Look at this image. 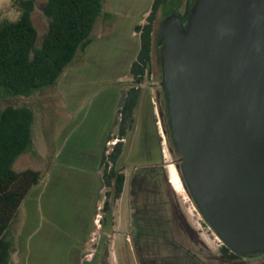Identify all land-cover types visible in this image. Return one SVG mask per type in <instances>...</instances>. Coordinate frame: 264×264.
I'll return each instance as SVG.
<instances>
[{
	"label": "rangeland",
	"instance_id": "rangeland-1",
	"mask_svg": "<svg viewBox=\"0 0 264 264\" xmlns=\"http://www.w3.org/2000/svg\"><path fill=\"white\" fill-rule=\"evenodd\" d=\"M188 1L181 0V4L175 0L169 1L156 15V31L167 15L176 14L185 18ZM152 2L103 0L104 10L91 33L92 45L87 63L77 70L74 59L65 69L71 80L65 82L64 77L60 84L36 90L28 97H7L0 101V109L8 105H25L33 111L32 143L14 163V171L39 170L44 178L53 162L56 145L68 134L71 125L75 126L85 114L83 125L93 130L112 117L107 100L109 92L118 89L119 85L126 91L132 81L129 70L125 68L126 61L134 54L136 41L129 39L131 32L128 28L133 22L139 25L146 22ZM44 4L45 0H37L32 13V22L38 33L36 47L41 45L48 29V20L43 14ZM106 11L110 13L104 16L103 12ZM17 16L12 0H0V19L15 20ZM103 19L105 21L102 23ZM102 26L105 31L101 36L99 32ZM112 31L115 34L108 36ZM132 37L139 38V34L133 33ZM116 74H121L119 80L115 81L119 85L103 83ZM160 82L159 50L155 46L150 68L139 86L140 108L146 106L152 113L151 125L158 134L162 163L156 167L138 164L144 161L143 157L136 155L141 153L142 131H132L122 141L123 151L117 169L125 176L124 192L121 199L111 204L108 212H104L102 208L107 189L103 180L100 182L91 217V234L82 248L84 264H262L264 253L235 260L222 258L220 248L223 243L203 219L185 186L182 184L181 192L171 186L168 165L175 166L179 157L173 152L164 131ZM64 84H67L66 92L62 88ZM77 98L79 102L82 101L78 110L82 114L78 120H72L71 110L76 109L73 101ZM119 110L120 107L117 122ZM139 115L138 110V121ZM117 135L116 127L105 144L102 167L115 145L113 143L119 140ZM86 138L91 140L92 136ZM16 226L11 227L13 233Z\"/></svg>",
	"mask_w": 264,
	"mask_h": 264
},
{
	"label": "water",
	"instance_id": "water-1",
	"mask_svg": "<svg viewBox=\"0 0 264 264\" xmlns=\"http://www.w3.org/2000/svg\"><path fill=\"white\" fill-rule=\"evenodd\" d=\"M155 46L182 184L230 252L264 253V0H195Z\"/></svg>",
	"mask_w": 264,
	"mask_h": 264
},
{
	"label": "trees",
	"instance_id": "trees-1",
	"mask_svg": "<svg viewBox=\"0 0 264 264\" xmlns=\"http://www.w3.org/2000/svg\"><path fill=\"white\" fill-rule=\"evenodd\" d=\"M36 1L12 0L17 18L0 19V101L7 97H28L36 90L55 86L77 53L91 44V33L103 11V0H45L43 14L48 20V29L41 45L36 47L38 33L32 22ZM169 1L153 0L146 22L134 27V32L139 34L140 48L130 65L132 81L119 110V140L102 167L101 177L107 189L104 212L119 200L123 191L125 176L117 169L123 151L122 141L133 129L139 86L151 65L156 15ZM175 1L181 4V0ZM194 2L188 1L186 11ZM182 19L185 21L186 16ZM33 120V111L25 105H8L0 109V264H11L14 251L11 227L15 216L29 191L43 177L41 172L32 169L20 172L13 169L18 157L26 153L32 143ZM163 120L164 131L172 147L164 110ZM220 256L230 260L239 258L224 245L220 248Z\"/></svg>",
	"mask_w": 264,
	"mask_h": 264
},
{
	"label": "crops",
	"instance_id": "crops-1",
	"mask_svg": "<svg viewBox=\"0 0 264 264\" xmlns=\"http://www.w3.org/2000/svg\"><path fill=\"white\" fill-rule=\"evenodd\" d=\"M108 12H103L104 16H107ZM104 21L103 19L102 23ZM133 23L128 28L129 33L131 32L129 39L136 41V49L126 61L127 71L136 59L140 48L139 38L132 37V34H135L134 27L138 25ZM104 31L102 26L99 35L102 36ZM114 34L112 31L108 36ZM91 45L75 56L77 70L87 63ZM104 53L109 54L107 51ZM120 76L121 74L110 76L103 83L106 81L108 84H118L116 80H119ZM62 78L68 82L72 77L65 70L57 84H60L59 81ZM66 85L62 86L64 92L67 89ZM121 86L109 92L107 100L110 103L112 117L108 118L106 123L93 130L84 127V114L79 123L68 128V134L65 133L66 135L56 145L53 162L45 172L46 176L42 177L40 183L29 191L18 208L14 221L17 226L14 233L12 232L14 251L11 255V264H84L82 248L91 234V217L102 181L100 168L105 144L111 132L117 127V110L121 107L127 91H124ZM73 103L77 111L71 110L72 120H78L82 114V111H78L82 101L79 102L77 98ZM73 103H71L72 106ZM138 110L139 121L137 120ZM152 118L149 108L146 106L140 108L139 97L134 114V126L128 136L132 131H142L141 153L136 155L144 158V161L138 164L145 167H156L162 163L158 134L151 125ZM90 135L91 140L86 138ZM104 198L106 199L105 196Z\"/></svg>",
	"mask_w": 264,
	"mask_h": 264
},
{
	"label": "bare ground",
	"instance_id": "bare-ground-1",
	"mask_svg": "<svg viewBox=\"0 0 264 264\" xmlns=\"http://www.w3.org/2000/svg\"><path fill=\"white\" fill-rule=\"evenodd\" d=\"M168 169H169V176H170L169 182L171 186L173 187V189L177 192L183 191L182 182L180 180V177L175 167L170 164L168 165Z\"/></svg>",
	"mask_w": 264,
	"mask_h": 264
},
{
	"label": "built area",
	"instance_id": "built-area-1",
	"mask_svg": "<svg viewBox=\"0 0 264 264\" xmlns=\"http://www.w3.org/2000/svg\"><path fill=\"white\" fill-rule=\"evenodd\" d=\"M116 143V142H115ZM115 143H113V144H115Z\"/></svg>",
	"mask_w": 264,
	"mask_h": 264
},
{
	"label": "flooded vegetation",
	"instance_id": "flooded-vegetation-1",
	"mask_svg": "<svg viewBox=\"0 0 264 264\" xmlns=\"http://www.w3.org/2000/svg\"><path fill=\"white\" fill-rule=\"evenodd\" d=\"M238 257H240V256H238Z\"/></svg>",
	"mask_w": 264,
	"mask_h": 264
}]
</instances>
